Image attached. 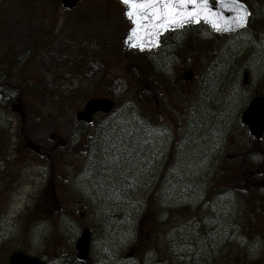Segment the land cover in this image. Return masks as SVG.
Instances as JSON below:
<instances>
[{"label":"rangeland","instance_id":"374dc122","mask_svg":"<svg viewBox=\"0 0 264 264\" xmlns=\"http://www.w3.org/2000/svg\"><path fill=\"white\" fill-rule=\"evenodd\" d=\"M60 1L0 0V70L15 59L27 61L25 75L43 83L47 90L44 97L30 98L25 103L32 113L33 109L41 112L37 123L32 113L19 114L22 107L15 111L7 103H0V124L5 127L2 140L7 146H22L20 138L24 134L38 151L46 153L50 149V160H56L57 164L54 171L50 168L49 178L57 180V185L69 194L68 200L60 203V209L55 207L49 212L41 206V200L36 201L37 192L47 169L43 171L37 165L31 170L30 181L25 171L17 188L8 185L7 192L0 191V264H7L11 252L20 248L43 257L48 253L50 264H63L58 251L73 249L84 227L93 231L91 256L84 264H139L141 259L143 264H203L202 261L191 263L188 251L199 246L210 249L212 239L219 236V245L227 249L234 247L233 244L246 243L242 233L227 238L221 231L226 245L219 231L215 233L211 228V233H206L207 227L217 226L206 218L207 213L215 212L221 222L225 220L228 224L231 220L221 212L229 210L231 205L234 211L239 197L249 193L240 188L238 197L229 192L230 188H223L212 192L214 196L209 195L208 178L218 180L234 172L196 167L192 138L187 136L186 123L179 119L186 105L181 95L179 100L184 104L170 101L174 105L171 107L174 125L167 119L157 125L143 124L144 112L140 113L136 103L123 98L118 100L113 113L97 116V126L88 129L78 126L76 114L86 100L110 97L115 92L111 78L120 74L122 79L123 61L117 63L112 51L120 50L129 26L124 7L117 0H85L71 12L63 11ZM246 1L256 10V16L261 14V5ZM260 3L264 0L257 4ZM252 28L255 33L249 30V39L259 34L257 21ZM38 40L42 41L39 45L34 42ZM245 45L237 55V64L243 67L242 75L235 81L243 84V90L237 94L242 97L229 99L222 90L221 114L236 116L251 93L263 92L264 45H259L260 49L255 44L247 48ZM256 49L261 53L257 54ZM204 61L201 55L191 62L186 58L177 72L183 76L188 66L197 71ZM190 88L186 86L187 91ZM21 118L27 121L21 122ZM171 134H174V151L165 170L163 164L173 138ZM59 140L69 147L60 157L51 151L55 143H61ZM94 146L116 150L120 152L118 157L127 156L130 164L125 170H85L74 163L78 151H90ZM37 150L31 151L35 160ZM67 154L70 156L65 160ZM94 172L96 176L90 179L88 175ZM250 173L244 171V177H250ZM152 190L164 194L163 207L174 208V225L166 238L159 235L144 253L134 248L135 233L144 199ZM29 192L34 197L28 198ZM97 192L99 197L95 196ZM206 237L211 241L205 240ZM167 241L172 242L169 251L164 247Z\"/></svg>","mask_w":264,"mask_h":264},{"label":"flooded vegetation","instance_id":"af4514ba","mask_svg":"<svg viewBox=\"0 0 264 264\" xmlns=\"http://www.w3.org/2000/svg\"><path fill=\"white\" fill-rule=\"evenodd\" d=\"M241 1L246 3L251 13L249 22L244 29L232 34H217L206 24L188 25L181 30L166 32L162 38V44L163 41H174V51L178 55L176 56L178 57V68L183 66L184 59L187 58V61L191 62L196 55H201L205 60L199 70L196 71L188 66L183 76L178 74L181 82H177L175 86L181 90L180 95L186 98V105L182 107L180 111L182 117L180 115L179 119L182 124L186 123L187 136L192 138L193 144L191 147L193 156L197 158L196 167L200 170L234 172L233 175L230 173L226 178L220 177L218 180L214 179L212 181L208 178L209 195L214 196L212 192L223 188H230L229 192L236 193L238 197L240 188L249 193L245 197H239L234 211H231L233 210V205H231L229 210L221 212L225 214V218L231 220L228 224L225 220L221 222L215 212L210 211L211 213H207L208 217H206L217 224L215 227L206 228L207 235L211 233V228L215 233L219 231L220 235H222L221 231H224L227 238L228 235L232 236V234L238 232L242 233L246 243L233 244L234 247L227 249L222 247L221 244L219 245L221 236L218 239L214 237L211 247L209 246L210 249L199 246L198 249L192 248L188 251V259L191 263L202 261L203 264H264V135L261 139L252 136L248 127L242 123L241 118L243 112L254 99L264 96V89L262 93H251L246 100V104L243 108L240 107L236 116L228 115L225 111L224 114H221L223 110L222 90L225 91L229 99L236 100L242 97V95L237 94L241 89L243 90V84L235 83L237 76H241L243 70V67L237 64L238 52H241L244 44H246L245 48L254 44L258 48L259 45H264V3L257 4L261 0H251L254 5H261L262 12L256 16V10L252 8L251 4L246 0ZM211 4L215 5L216 3L211 1ZM123 7L125 16L127 7L125 5ZM125 19L129 26L127 35L132 28V24L129 19L126 17ZM255 21L259 25L260 31L256 38L249 39L248 31L251 30L255 33L254 28H252ZM243 37L245 40L242 39ZM184 40L186 44L180 46V43ZM258 52L261 53L260 50H257V54ZM144 53L148 54L149 57H160L164 50L162 47L158 51H146ZM185 67H183V70ZM190 71L193 72V77L186 81V74ZM186 86L191 87L189 91H187ZM194 88L197 89L195 93H193ZM217 111H220V114ZM20 121L26 122L27 120L21 118ZM78 126L84 127L85 125L78 122ZM95 126H97L96 121L91 127ZM3 128L5 127L0 124V191L2 193L7 192L8 185L13 189L17 188L18 184L22 183L19 182V179H22V173H25V171V174L28 172L27 177L30 181L31 170L37 165L41 166L43 171L47 169V172L42 174L43 181L39 184L36 201L41 200L42 203L67 201L69 194L62 186L57 185V180L53 178L50 187L51 179L48 173L51 162L50 149L46 153L38 151L39 148L31 144L24 134L20 138L22 146H7L2 140ZM60 142L61 147L51 148V151L58 157L62 156L68 147L65 141ZM105 149L101 150L97 146L92 147L90 151L82 149L81 152L76 153L73 161H75V164L78 163L83 166L85 170L127 169L126 165L130 164L127 156L119 158L120 152ZM32 150H37V160L32 157ZM244 171L251 172L250 177L248 175L244 177ZM85 176L87 177V174ZM88 176L93 179L96 173H91ZM9 177L12 179H9ZM27 196L32 198L34 194L29 192ZM95 196L99 197V192ZM209 202L206 201L205 203ZM203 212L206 213V210H203ZM206 239L211 241L209 237H206ZM222 241H224L223 245H226L227 241L224 240L223 235ZM191 245L194 246L195 244L191 243ZM14 252L26 253L23 249H14L11 254ZM58 252H60L58 259L63 262L77 264L74 261L76 255L74 249L70 251L61 249ZM33 256L39 257L50 264L48 253H45L44 257ZM7 264H9V258Z\"/></svg>","mask_w":264,"mask_h":264},{"label":"trees","instance_id":"16d2710c","mask_svg":"<svg viewBox=\"0 0 264 264\" xmlns=\"http://www.w3.org/2000/svg\"><path fill=\"white\" fill-rule=\"evenodd\" d=\"M195 40L197 41L196 36ZM34 42L38 45L42 43L41 40ZM183 44H186L185 40L180 43V46ZM162 47L164 53L160 57H149L144 52L126 51L123 45L120 50L113 49L112 51L117 63L118 61H123L125 70L122 79L120 74L111 78L112 86L115 90L112 96L117 100L126 98L136 103L140 113L144 112L145 114V120L141 121L145 125H157L158 122L161 123L164 119L170 120L171 124L174 125L175 116L171 109L174 105L170 101L177 100L184 104L186 99L181 96L184 102L179 100L181 98L179 97V89L175 86L177 82H181V78L177 72L176 63L178 57L176 56L178 55L174 51V41H163ZM28 66L29 63L27 61L15 59L6 68L0 70L2 101L7 103L10 108L15 109V111L18 106L22 107L23 110L19 112L22 116L32 113L28 110L27 104H25L27 100L44 97L47 93V90L43 88V83H36L25 75ZM105 78L108 81L110 79L109 75ZM32 114L35 116L34 120L37 123V120L41 117V112L33 109ZM171 129L172 127L169 128V131ZM171 135H173V138L163 164L165 170L168 168V161L173 156L172 153L174 151V134ZM54 146L59 145L55 144ZM55 163L56 160H51V169H53ZM52 178L50 187L52 186ZM162 194L159 195V192L152 190L144 199L143 210L136 227V240L134 243V248L140 250V252L147 253L149 247L153 241L159 238V235L166 238L174 225V208L162 206L164 200V194ZM57 203L56 201H50L49 203H41V206L44 205L50 212L55 207L61 208L60 203ZM171 243L170 241L164 242V247L168 251ZM19 250H22V248ZM139 264H143V259H141Z\"/></svg>","mask_w":264,"mask_h":264},{"label":"water","instance_id":"95a60500","mask_svg":"<svg viewBox=\"0 0 264 264\" xmlns=\"http://www.w3.org/2000/svg\"><path fill=\"white\" fill-rule=\"evenodd\" d=\"M84 0H61L60 6L62 10L66 12H70L74 10L81 2ZM122 3V0H118ZM212 0H209V8L211 11L202 10L200 13V17L197 20H189L188 23L183 24L182 26H178L175 29L164 30L162 34L158 37V44L153 43L151 47L147 46L148 38L144 36L143 30L139 27V21L137 22L138 34L131 40H129L130 35H133L131 31L125 37L124 45L127 50H154L156 51L160 47V40L166 32L181 30L183 27L188 25H199L206 24L208 25L214 32L218 34H232L246 27L249 17L250 11L247 6L244 7L247 9L248 17L246 25L243 27H228L225 23L226 19L234 17L236 13L232 11L228 7H224L219 3V0L216 1V5L211 4ZM202 7V6H199ZM127 11V10H126ZM186 14V13H182ZM127 17V16H126ZM128 18V17H127ZM129 19V18H128ZM219 23L221 25V30L215 29L212 24ZM144 40L145 47L143 50L139 46L141 40ZM193 72L190 71L185 77V80L188 81L192 79ZM2 98V94L0 93V99ZM116 107V102L111 98H98V99H89L83 106V109L77 113V120L79 122L86 123L91 125L94 121V116L101 114H109ZM242 123L248 127L249 133L261 139L264 135V96H260L254 99L248 106V108L242 114ZM91 241H92V231L90 228H84L80 236L75 244L76 250V259L80 263H85L90 257V249H91ZM9 264H46L44 261L40 260L38 257L30 256L21 252L13 253L9 258ZM71 264V263H65Z\"/></svg>","mask_w":264,"mask_h":264},{"label":"snow or ice","instance_id":"6c2138e0","mask_svg":"<svg viewBox=\"0 0 264 264\" xmlns=\"http://www.w3.org/2000/svg\"><path fill=\"white\" fill-rule=\"evenodd\" d=\"M122 3L127 6L125 15L133 25L130 30L133 35H130L129 40L138 34L136 25L139 21L140 29L148 38V47L153 43L158 44V37L164 30L175 29L188 23L189 20H197L202 10L211 11L208 6L209 0H122ZM219 3L236 13L234 17L226 19L225 23L228 27L246 25L248 12L241 0H219ZM212 26L221 30L219 23H213ZM139 46L142 50L145 47L143 39Z\"/></svg>","mask_w":264,"mask_h":264}]
</instances>
